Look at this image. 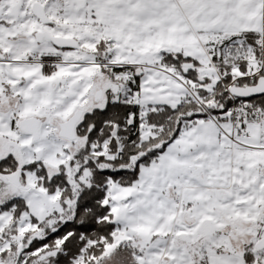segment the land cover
<instances>
[{
    "label": "snow or ice",
    "instance_id": "1",
    "mask_svg": "<svg viewBox=\"0 0 264 264\" xmlns=\"http://www.w3.org/2000/svg\"><path fill=\"white\" fill-rule=\"evenodd\" d=\"M0 264H264V0H0Z\"/></svg>",
    "mask_w": 264,
    "mask_h": 264
}]
</instances>
